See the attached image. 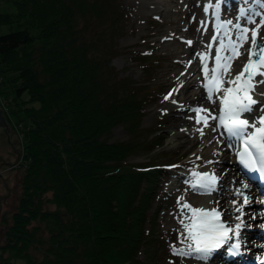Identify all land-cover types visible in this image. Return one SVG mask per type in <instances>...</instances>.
Returning a JSON list of instances; mask_svg holds the SVG:
<instances>
[{"label":"trees","instance_id":"1","mask_svg":"<svg viewBox=\"0 0 264 264\" xmlns=\"http://www.w3.org/2000/svg\"><path fill=\"white\" fill-rule=\"evenodd\" d=\"M11 1L0 24L19 27L0 32V103L20 136L21 174L14 208L1 214L0 264H155L157 185L175 160L155 150L160 129L141 126L159 90L157 54L137 56L143 80L120 74L121 0ZM117 123L132 135L110 140ZM140 150L155 153L128 159Z\"/></svg>","mask_w":264,"mask_h":264},{"label":"rangeland","instance_id":"2","mask_svg":"<svg viewBox=\"0 0 264 264\" xmlns=\"http://www.w3.org/2000/svg\"><path fill=\"white\" fill-rule=\"evenodd\" d=\"M175 1L176 0H174V2ZM237 1L239 3V0ZM254 1L256 0H250L249 5L252 7V9H256L257 11H260L262 13L264 11V8H261L260 4ZM121 2L128 9V16L120 33H117L114 37L115 46L119 51L116 55L113 56L112 62L120 70L121 75H129L133 80L140 81L144 79L145 69L143 67L142 61H140L137 56L143 52L149 51L157 54V58L154 61V67L152 69V81H155V83L158 84L159 90L155 93L154 100L147 106L146 112L142 115L141 126L145 131L151 126H157L160 129L162 145L155 150L166 152L175 159L172 164L166 167V170L159 178V183L157 185L158 197H164H159L160 206L158 207L157 211L159 233L161 234L159 237L161 238V243L158 246L155 264H190L193 260L197 259H195L194 257L176 256L173 255L170 250V245L173 244H175L177 247H181L178 237L179 233L182 231L177 218L176 220H174L172 218V215L175 214V211L177 209H179V206L177 204L178 198L181 196L187 198L189 197V194H191L186 192L187 187H190V185L187 186V183L185 182L187 179L186 176L190 173L191 170L197 168L202 169V173H214L211 167L213 166L215 161L212 158L213 155H210L211 153H205L201 156H197L198 154H196V151L199 147V144L186 146L182 145L176 140H173V131L175 129L181 126L183 128L185 127L194 129L195 127L192 126L196 125L189 124L188 126L186 125V123L175 124L170 122L169 118L173 116L174 110H166V108L172 107V101L174 100L177 102L179 99V95L183 91H194L197 89L199 90L200 88L198 85L200 83H205L203 65L196 54L208 52L209 49L207 45L210 43L209 39L211 34L213 33V26L210 22L208 24L206 32L203 30H201L202 32L200 31L201 33L200 35H198L197 44H195L194 42L195 36H192L190 28L199 29L200 21L206 19L203 8L208 0H180L178 2L179 9L176 12L172 10H163L159 7H154L152 5L146 4L145 0H121ZM233 5V0H228V4L226 6L227 10H225L224 7L221 9L222 19H233L235 22V17L232 15V13H230ZM14 10L15 6L11 0H0V11ZM234 13H237V11H235ZM193 17H195V19H193ZM172 18H177V21L173 23V21H171ZM208 19L210 20L211 18L208 17ZM240 22L244 23L243 20ZM256 22L259 23V17L256 18ZM17 27H19V24L17 22L3 23L0 24V32L8 31L12 28ZM253 27H255V25H252V28ZM32 30L34 31L35 29L32 28ZM259 38L264 39V28H261L259 32ZM187 41H192V44L189 45ZM202 45L204 46V48L200 49L199 46ZM205 45L207 48H205ZM244 56V58L248 57L247 52H245ZM188 61L193 62V64L191 62L190 64ZM208 64L209 69H211L213 66L210 62ZM190 65V76H188L187 80L184 81L183 79H179V82L177 81L176 83H174V85L170 88L171 91L168 90L167 93V89L170 84V80L168 81L167 79L169 78L170 73L172 71H187ZM173 89H178V91L173 92ZM256 91L259 92L258 88ZM169 92H172V96L169 100H165L164 97L165 95L169 94ZM4 93L6 92H1L2 97H5L3 95ZM260 99L263 100V97H260ZM193 108L198 107L195 106ZM254 108L257 109V106H255ZM11 116L13 119H17L19 117V113L12 112ZM143 132L144 131H142V133ZM131 135L132 134L123 123H117L112 127L111 133L108 137L110 140H115L126 139ZM222 137L223 136L221 135L220 138ZM155 150L152 152L140 150L137 153L129 155L128 159L132 161L148 160L149 155L155 153ZM0 151L3 158L11 155V152L7 147L6 149L4 146L0 147ZM231 155L233 156L234 153ZM197 157H199V159H197ZM14 160L15 159H11V161ZM207 161H213V163H206ZM226 163L230 164V162ZM1 167L0 241H2L3 238L2 230L4 228L1 222V214L4 211L10 212L14 208L20 192L19 177L21 174V170L18 167L12 168L6 167L5 165L0 166V168ZM216 177H218V175H216ZM217 186L218 188H222L223 185H219L218 183ZM213 195L214 192L206 195H201L202 199H200L207 201L210 200L212 198L211 196ZM157 203L158 202L155 200L153 202V206H155ZM253 208L258 210L260 213V211L264 210V205L258 203L256 204V206H253ZM253 213H255V211L251 210L250 214ZM257 220L260 219L258 218L255 221ZM260 222L262 221L260 220ZM260 222L258 223V226L256 225V227H259ZM250 227L255 228V225H250ZM251 228L248 229V227H246L242 230L250 231ZM262 238L263 239H260V242L257 244L258 248H261L260 246L263 245L261 241L264 243V237L262 236ZM254 239H257V237H254ZM219 252L221 251L219 250L218 253L214 254L215 258L216 256H218ZM143 254V250L140 249L138 252L139 257L143 258ZM188 259H190V262ZM222 263L224 264L225 262H222L220 260V264ZM199 264H202V262L200 261ZM235 264H239V262L235 261Z\"/></svg>","mask_w":264,"mask_h":264},{"label":"snow or ice","instance_id":"3","mask_svg":"<svg viewBox=\"0 0 264 264\" xmlns=\"http://www.w3.org/2000/svg\"><path fill=\"white\" fill-rule=\"evenodd\" d=\"M261 8H264V0H256ZM250 0H239L238 4L233 6L237 9L235 22L233 19H222V7L227 10L228 0H208L204 5L206 19L200 21L198 31H207L208 24L213 26L212 42L218 44L215 49L214 66L209 69V52L197 53L202 65L205 83L203 87L207 92V99L216 103L213 99L214 93L219 94L217 99L218 115H212L208 109L193 108L191 111L197 115L194 118L197 124L203 122L204 127L208 126V120L218 122V127L222 128V136H226L228 146L240 145L236 150L238 162L249 172L256 173L261 179H264V103L253 99L257 85H264V39L259 38L261 28H264V13L257 12L249 7ZM208 17L211 19L209 20ZM259 17V23L256 18ZM195 19V17H193ZM244 23H240V21ZM248 25H255L249 28ZM189 45L192 41H187ZM248 45L247 62L243 68L234 77L225 79L231 71L233 61L238 59L242 53L241 48ZM212 48V43L207 45ZM183 75V73H182ZM260 77V79H257ZM228 87H224V84ZM173 92L178 89H173ZM264 96V92H261ZM172 92L165 95L164 99L169 100ZM176 103V101H172ZM257 106L261 112L258 117L255 116ZM207 115H201V113ZM248 114L252 117L251 122L248 118H242ZM213 127V131H217ZM201 136L204 135L203 128L196 129ZM199 159V157H197ZM206 163H213L207 161ZM192 180L189 183L191 190L199 195L210 194L216 191L217 177L215 173L197 172L192 170ZM248 184H243L241 188H236L234 194L238 199L232 201L231 211L235 217L234 224H228L221 219L223 213L217 208L211 210L202 207H193L181 196L177 200L180 208L178 223L182 231L179 233V243L183 247L170 245L173 255L180 257H194L202 264H211L214 261V254L218 250L226 248V254L233 260H239L244 257L247 251V241L244 242L245 251H241L242 242L240 239L241 230L250 227L245 224L244 209L252 201L245 195L242 189H247ZM183 201V203H181ZM264 205V200L257 201ZM187 209V212H185ZM190 213V215H189ZM260 219V229H264V210L260 211L259 216L253 214L250 219ZM264 250V245H261ZM259 264H264V257H258Z\"/></svg>","mask_w":264,"mask_h":264},{"label":"bare ground","instance_id":"4","mask_svg":"<svg viewBox=\"0 0 264 264\" xmlns=\"http://www.w3.org/2000/svg\"><path fill=\"white\" fill-rule=\"evenodd\" d=\"M179 1L180 0H176L175 2H174V0H145V3L152 5L154 7H159L163 10H172V11L176 12L179 9V7H178ZM234 1L235 0H233V4H238V1H236V2H234ZM179 6H181V5H179ZM235 11H237L236 7L232 6V10H230V13H232V15L234 17L237 14V13H234ZM171 21H173V23H174L177 21V18L176 19L172 18ZM177 31H178V29H177ZM190 31L192 33V36L193 35L195 36L194 42H195V44H197L198 35H200V33L202 31L201 32L198 31V28H196V29L190 28ZM173 37H174V35H173ZM216 47H218V44L213 42L212 49H210V51H209L210 55H209L208 63L210 62L212 66H214V56H215ZM199 48L203 49L204 46L203 45L199 46ZM247 48H248V45L245 44V46L240 49L242 55L238 59L233 61L232 66H231V71L228 74V76L225 77L226 79L234 77L243 68V66L245 64V60H246V58H244L245 57L244 54H245V52H246L245 50H247ZM190 50H191V47H190ZM198 51H199V49H198ZM212 54H213V56H212ZM191 63L193 64V62H191ZM208 66H209V64H208ZM190 69H191V65L188 68V70L184 71V72H179V71L177 72V71H172V70H171L172 72L170 71L171 77L169 76V78L167 79L168 81L170 80V84H169V87L167 89V93H168V90H170V88L174 85V83H176L179 79H183L184 81L187 80L188 76H190V74H189ZM182 73H183V75H182ZM257 79H260V77H257ZM203 85H204V83H200L198 85L200 88L199 90L197 89L194 91L193 90L183 91L179 95L178 101L176 103H173L172 107H167L166 110H172V109L174 110L173 116H171L169 118L170 122L175 123V124H177V123H184L185 124L186 123V125H188V126H189V124H195L196 125V126H192V127H195L194 129L193 128H185V127L183 128L182 126L175 129L173 131V136H174L173 140H176L177 142L181 143L182 145H186V146L199 144V147L196 151V154H198L197 156H201L205 153H211L210 155H213L212 158L215 161L213 166L211 167V169L214 171V173L216 175H218L217 185L219 183V185L222 184L223 186H222V188H218V186H217L216 191H213L214 195L211 196L212 198L210 200H207V201L201 200L202 199L201 195L194 193L193 191L190 190L191 189L190 187H187L186 192L191 193V194H189V197H187V198L185 197L184 200L187 201V203L191 204L193 207H195V206L196 207H202V208H205L208 210H211L212 208H217L219 211H221L223 213L222 217L225 218L228 221V223L234 224L235 223V217L231 211V207H232V201L238 199L236 197V195L234 194V190L236 188H241V186L245 183L248 184V188L242 189V190L244 191L245 195H247L250 198L252 203L249 206H246L244 209V212H245L244 220H245L246 225H251V226L255 225V228L248 227V229L251 228L250 231L241 230L240 239H241V242L243 244L244 249H245L244 242L247 241L246 255H244L245 257L242 258L241 264H252V262L250 261L251 258L257 259L258 257L263 256V253H264L263 252L264 250H261V248L257 247V244L260 242V239H263L262 236L264 237V231H261L259 227H256V225L258 226V223L260 222V220L255 221V220L250 219V217L253 214L259 216V211L254 209L253 206H256V204H258L257 201L264 200V193L257 190V188H255L254 185H252L250 182H248L245 178H243L240 175L239 171L237 170V163L235 160V153L237 150V145H233V147H229L227 144L228 141H227L226 136H223L222 138H220L221 132L223 131V129L218 127V122L209 119L207 127H204L203 122H201L200 124L196 123L194 118L196 117L197 114L195 112L191 111V109H193V107L197 106L198 108L208 109L212 115H218V111H219V109H218L219 100L217 99V96L219 94L214 93L213 99L216 100V103L215 104L212 103L211 101H209L207 99V92H206V89L203 87ZM228 86H229L228 84H226V83L224 84L225 88ZM257 88H258L259 92L255 91V93L253 94V99H257V96H258V100H260V101H262V103H264V96L260 95L261 92H264V85H259ZM260 97H263V100H261ZM201 115H207V114L202 112ZM259 115H261V112H260L259 108L257 107L256 112H255V116L258 117ZM242 118H248L250 120V122L252 119V117L248 114H245V116ZM213 127H217L218 130L213 131ZM198 128H203V132H204L203 136H201L199 134V132L196 131V129H198ZM230 153L231 154L234 153V155L232 156ZM20 157H21V155H20ZM20 157H19L18 162L20 161ZM226 162H230V164H228ZM195 170L197 172L202 173V169L197 168ZM203 172H204V170H203ZM186 178H187L186 181H190L193 179L192 178V170L186 176ZM218 178H220V179H218ZM187 186H189V183H187ZM182 203H183V201H182ZM251 210L255 211V213L250 214ZM185 212H187V209H185ZM179 215H180V208L175 211V214L172 215V218L174 220H176V218H177V220H178ZM189 215H190V213H189ZM254 237H257V239H254ZM261 243L264 244L262 241H261ZM180 246L183 247V245H181V244H180ZM258 250H259V252H258ZM222 252H223V250L221 252H219L218 256H216V258L214 259L213 262H211V264H220V260L222 262H225L224 264H235V262L224 261L225 256L223 255ZM188 260L190 262V259H188ZM199 263H200L199 260H193L190 264H199Z\"/></svg>","mask_w":264,"mask_h":264},{"label":"water","instance_id":"5","mask_svg":"<svg viewBox=\"0 0 264 264\" xmlns=\"http://www.w3.org/2000/svg\"><path fill=\"white\" fill-rule=\"evenodd\" d=\"M4 135L6 137V140H4ZM20 136L18 132L13 129L12 124L8 121L5 110L3 106L0 105V147H5L6 149V143L10 144L11 148L17 153L16 158L14 161H5V158L2 157L1 151H0V158H3L2 162H8L10 165H15L18 163L19 157L21 155V149H20Z\"/></svg>","mask_w":264,"mask_h":264},{"label":"flooded vegetation","instance_id":"6","mask_svg":"<svg viewBox=\"0 0 264 264\" xmlns=\"http://www.w3.org/2000/svg\"><path fill=\"white\" fill-rule=\"evenodd\" d=\"M4 140H6V137L4 135ZM6 147L8 148V150L11 152V155H9L8 157L5 158V161H8V159L11 161V159H15L16 158V155L17 153L11 148L10 144L6 143ZM3 161V158H0V166L2 165H5L6 167H12L14 168L16 165H10L8 162H2ZM18 164V163H17ZM2 169V167L0 168ZM1 173V171H0Z\"/></svg>","mask_w":264,"mask_h":264},{"label":"built area","instance_id":"7","mask_svg":"<svg viewBox=\"0 0 264 264\" xmlns=\"http://www.w3.org/2000/svg\"><path fill=\"white\" fill-rule=\"evenodd\" d=\"M2 102L0 103L4 108H5V105L3 104L5 101L4 100H1Z\"/></svg>","mask_w":264,"mask_h":264}]
</instances>
